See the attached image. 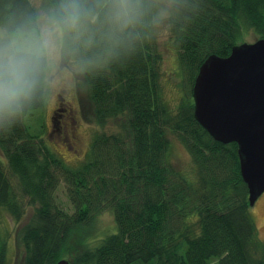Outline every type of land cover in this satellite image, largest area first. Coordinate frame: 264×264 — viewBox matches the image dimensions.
Wrapping results in <instances>:
<instances>
[{
  "label": "trees",
  "instance_id": "1",
  "mask_svg": "<svg viewBox=\"0 0 264 264\" xmlns=\"http://www.w3.org/2000/svg\"><path fill=\"white\" fill-rule=\"evenodd\" d=\"M73 3L80 15L69 26L65 7ZM46 4L62 31L65 62L79 67L76 85L95 124L116 129L96 135L79 166L58 155V144L46 139L50 131H32L27 120L47 104L48 58L30 100L14 116L0 115V229L4 218L19 226L32 210L17 232L24 264H58L78 245L85 249L73 264H264L238 145L215 141L195 119L193 100L210 56H229L249 32L264 39V0H170L169 39L179 62L174 75L188 83L176 108L163 95L156 37L161 0ZM38 30L31 0H0V47ZM173 138L190 153L192 173L174 162ZM62 185L72 212L58 202ZM105 211L116 231L93 247L91 232ZM7 250L8 241L0 245V264Z\"/></svg>",
  "mask_w": 264,
  "mask_h": 264
},
{
  "label": "rangeland",
  "instance_id": "2",
  "mask_svg": "<svg viewBox=\"0 0 264 264\" xmlns=\"http://www.w3.org/2000/svg\"><path fill=\"white\" fill-rule=\"evenodd\" d=\"M162 1V11L159 16L158 26L156 31L158 50L163 54V95L166 101L176 108L181 101V96L184 95L187 89V84L182 81L181 74H178V79L174 75L178 68V50L172 42H170V29L168 23L169 17V5L170 0ZM39 12V30L38 33H22L18 34L20 42L32 40L38 41L47 31L50 36V40L54 46V51L49 60V75L48 84L49 90L47 94V104L44 111L36 116L29 118L28 124L33 132L46 134L50 131V136L46 135V139L49 142H55L58 144L56 152L60 157L67 162L70 166H79L80 163L86 158L90 152L91 144L96 135L103 132L111 133L114 131V123H110L106 127H100L94 122L93 109L88 100V97L83 89L77 88L75 75H79V67L77 63L65 62L62 54V31L60 27L55 23L52 17V13L47 7L46 0H31ZM245 42L252 44L258 39L253 32H249L245 37ZM19 42V41H17ZM243 44V43H241ZM180 73V72H179ZM82 80V77L79 76ZM61 99L65 103L67 113L71 115L70 120H66L64 125L60 127V131H56L57 128L52 127V119L57 117L63 112L57 111L58 104ZM62 107V108H64ZM58 112L55 116L54 112ZM67 114V115H68ZM62 116V115H61ZM46 120V125H45ZM76 121V122H75ZM57 124V123H56ZM63 128V129H62ZM65 133L62 137V134ZM172 158L181 170H185L188 174L192 173V160L190 153L183 146L179 139H172ZM190 169V171H189ZM58 202L68 211L72 212L71 204L69 203L67 192L62 185L57 190ZM251 216L259 229V236L264 242V193L259 197L254 206L250 208ZM33 216L30 209L25 216L24 220L18 226L12 221L10 217L4 218L3 222L5 226L0 229V236L4 239H0V245L8 241V250L6 256V264H24L23 249L17 244V232L24 224L30 222ZM94 230L96 236L92 238L89 245L96 246L101 238L106 234H113L116 231L115 219L112 212L105 211L99 217L94 224ZM107 235V236H109ZM105 236V237H107ZM104 237V238H105ZM85 247L82 245L77 246V253L70 254L65 260L73 264L78 254L83 253Z\"/></svg>",
  "mask_w": 264,
  "mask_h": 264
},
{
  "label": "water",
  "instance_id": "3",
  "mask_svg": "<svg viewBox=\"0 0 264 264\" xmlns=\"http://www.w3.org/2000/svg\"><path fill=\"white\" fill-rule=\"evenodd\" d=\"M194 116L217 142L236 143L250 206L264 193V39L210 56L193 87ZM58 264H69L62 260Z\"/></svg>",
  "mask_w": 264,
  "mask_h": 264
},
{
  "label": "clouds",
  "instance_id": "4",
  "mask_svg": "<svg viewBox=\"0 0 264 264\" xmlns=\"http://www.w3.org/2000/svg\"><path fill=\"white\" fill-rule=\"evenodd\" d=\"M65 13L66 23L75 26L80 15L78 5L66 6ZM53 51L47 31L38 41H12L0 47V115L14 116L30 100L41 63L50 58Z\"/></svg>",
  "mask_w": 264,
  "mask_h": 264
},
{
  "label": "flooded vegetation",
  "instance_id": "5",
  "mask_svg": "<svg viewBox=\"0 0 264 264\" xmlns=\"http://www.w3.org/2000/svg\"><path fill=\"white\" fill-rule=\"evenodd\" d=\"M65 106V103L64 101L61 99V102H59L58 104V108H57V111L59 112H63L62 114H59V119H57V117L54 118V121L57 123L56 124V128H57V131H60V127L63 126L62 122L65 123V115L68 114L67 113V109L64 107ZM64 107V108H62ZM54 112L55 113V116L58 114V112ZM62 115V116H61ZM71 119V116L69 117V120Z\"/></svg>",
  "mask_w": 264,
  "mask_h": 264
}]
</instances>
